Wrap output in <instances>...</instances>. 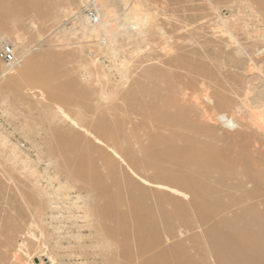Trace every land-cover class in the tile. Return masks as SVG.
Wrapping results in <instances>:
<instances>
[{"label":"rangeland","instance_id":"1","mask_svg":"<svg viewBox=\"0 0 264 264\" xmlns=\"http://www.w3.org/2000/svg\"><path fill=\"white\" fill-rule=\"evenodd\" d=\"M48 1L0 30L27 43L17 68L35 53L48 67L10 88L0 59V264H264V114L217 107L201 85L247 91L228 36L264 46V0H112V51L81 23L102 0Z\"/></svg>","mask_w":264,"mask_h":264},{"label":"bare ground","instance_id":"2","mask_svg":"<svg viewBox=\"0 0 264 264\" xmlns=\"http://www.w3.org/2000/svg\"><path fill=\"white\" fill-rule=\"evenodd\" d=\"M28 1L29 0H0V30L5 28V26H7L9 24L16 27L15 25L17 23H19L20 21H23L24 18H22V17L26 14L25 13L26 10L23 6ZM113 1H115L116 3L122 4V5H126L129 0H113ZM113 1L112 0H102L99 4L100 7H99V5H97V7L95 6L99 12V15H100L99 23L91 24V23H89L86 15L81 17V23L85 26V28H86L85 30L87 32L86 33L87 35L89 33L90 35L92 34L94 36H100L101 32H102V35L104 34L106 39L109 38V40L112 44L107 45V48H106L107 51H112V50H115L117 48L113 42L116 41V35L118 33L116 32V29L113 27L112 22H114V20L119 19V18H116V14L111 9V5H112ZM56 4L57 3L55 2V0H49L46 6H47L49 11H53L56 8L55 7ZM32 14L33 13L31 12V15ZM126 18H128V16ZM228 18H229V16L227 15V12L222 10V12L219 13L218 24L223 25ZM127 20H128L127 21V24H128V22L130 21V17ZM31 22L33 24L35 23L34 18L31 19ZM20 24L22 25L23 23H20ZM127 24H126V26H127ZM18 27H19V24H18ZM122 27L124 28V25ZM221 35H223L222 37H224L226 35V33L223 32V34H221ZM233 36L234 35H229L228 37L232 40H235V42H237V43L239 42V44L235 47L234 50L238 51L241 55L245 54L247 57L246 58L247 61L249 60V62H250L249 67H248V71H247V77H245L246 79L244 80V86L247 88V91L242 94V92H244V91H242L241 89L240 90L237 89L236 82H234V81L230 82L227 79V77L222 78L219 76H213L211 74H208V76L205 75L206 78L207 77L208 78L210 77V78H209V80L207 79L206 81H203V83L201 85H203V87H206L207 90L209 89L211 91L206 96V98L208 101H212L215 104V106L223 107L227 103V99H228L227 97L228 96H231L232 98H238L241 101V103L244 105V107H246L247 112L251 113L253 115V117H254L253 120L256 121L255 116H257V111H254L253 108L254 109L260 108L261 109L260 113L264 114V64H263L264 46H257L255 44L256 42H254V41L251 44H248L247 42L242 43V42H240L239 38H237L236 36H234V37ZM88 37H89V35H88ZM169 37L172 38L171 36H169ZM6 38H7V36H3L0 39V42L6 40ZM259 38L262 41H264V36L259 37ZM259 38H257V39H259ZM16 39H17V43H15V45L18 46V49H21L23 54L29 53L30 50L25 49V43L26 42L24 43V39L21 38L20 34L16 35ZM213 54L218 55V52L215 48H213ZM190 56H191V54H188L184 57V59L188 60V62H189L188 64L196 65L199 60H196V63L194 64L195 59H193ZM153 62L154 61L150 60L147 63H145V65L153 64ZM35 64H39V69L42 72L46 71V69L48 68L47 62L44 61L43 53H35V54L31 55V57L28 59L25 66L21 67V68H17V62L16 61L12 64H8L9 70H14V71H12V74L10 75V78L8 80V87L11 88V87L15 86V84L17 83V80L21 77L23 71L27 70V69H31ZM44 79L45 78L43 77L42 80H44ZM257 79H260L261 83H256ZM203 80H204V77H203ZM49 89H50L52 94L56 93L55 91H53L52 88H49ZM64 99L67 100V102L69 100H71V98H64ZM40 100H41V98H40ZM38 102H39V100H38ZM70 102L71 101H69V103ZM75 108H77V107H75ZM78 109H80V108H78ZM75 114H77V115L75 116L74 119H76L78 122H82L85 119V117L81 111L77 110V112ZM219 116L221 118H224V117L226 118V122H227L228 126H230V127L239 126V122H238L239 118L238 117L233 116V115H228L226 113H221ZM52 118H53V120H56V121L59 120L58 122H60V118H59L58 114H54L52 116ZM260 127L264 128V126H260ZM138 151H139L138 146H134L131 149L132 154H136ZM196 151L197 152L207 151V142L206 141L205 142L200 141V142L196 143ZM241 157H243V156H241ZM241 157H239V159H244V157L243 158H241ZM263 171H264V169H263ZM34 259H37L39 261L41 260V258L36 256V255H33L31 258V260H34ZM136 262H139V261H136Z\"/></svg>","mask_w":264,"mask_h":264},{"label":"built area","instance_id":"3","mask_svg":"<svg viewBox=\"0 0 264 264\" xmlns=\"http://www.w3.org/2000/svg\"><path fill=\"white\" fill-rule=\"evenodd\" d=\"M86 16L91 24H97L100 21V15L96 7H88ZM0 59L6 64H12L17 60L15 45L10 39L0 42Z\"/></svg>","mask_w":264,"mask_h":264}]
</instances>
